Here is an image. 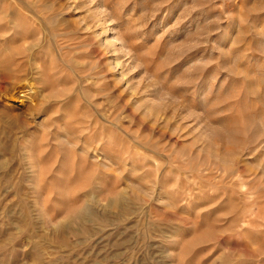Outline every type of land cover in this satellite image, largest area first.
Segmentation results:
<instances>
[{"label": "rangeland", "instance_id": "rangeland-1", "mask_svg": "<svg viewBox=\"0 0 264 264\" xmlns=\"http://www.w3.org/2000/svg\"><path fill=\"white\" fill-rule=\"evenodd\" d=\"M0 264H264V0H0Z\"/></svg>", "mask_w": 264, "mask_h": 264}]
</instances>
